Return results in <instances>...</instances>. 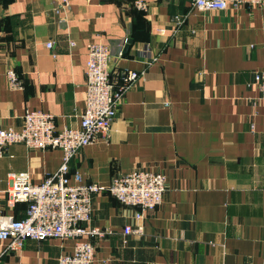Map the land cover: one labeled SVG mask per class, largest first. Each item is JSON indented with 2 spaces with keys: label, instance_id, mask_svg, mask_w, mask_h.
Returning <instances> with one entry per match:
<instances>
[{
  "label": "crops",
  "instance_id": "1",
  "mask_svg": "<svg viewBox=\"0 0 264 264\" xmlns=\"http://www.w3.org/2000/svg\"><path fill=\"white\" fill-rule=\"evenodd\" d=\"M63 1L0 0V127L18 130L30 109L51 113L56 130L78 126L86 44L101 42L115 84L127 71L138 77L108 136L71 158L70 175L103 187L133 170L165 175L142 234L123 233L139 223L137 207L106 189L94 194L86 226L110 232L96 240L92 264H264V98L254 83L264 69V0L205 10L192 0H146L142 16L132 13L133 0ZM175 15L184 18L179 26ZM9 67L20 89L7 85ZM61 160L58 148L8 145L0 214L24 215V203L7 205L8 173L26 171L39 183ZM77 240L27 238L16 252L0 240V264H57Z\"/></svg>",
  "mask_w": 264,
  "mask_h": 264
},
{
  "label": "built area",
  "instance_id": "2",
  "mask_svg": "<svg viewBox=\"0 0 264 264\" xmlns=\"http://www.w3.org/2000/svg\"><path fill=\"white\" fill-rule=\"evenodd\" d=\"M242 3L260 5L262 0H192L193 7L199 10L226 9L229 5L238 7ZM133 4L137 9L147 11L146 0H133ZM67 5V0H64L62 7ZM174 19L177 26L184 21L181 15H175ZM70 44L75 43L71 41ZM45 46L52 49L54 43L50 40ZM86 49V104L78 126L56 130L51 113L30 109L23 112L18 130L0 127V158L8 145L16 143L30 149L58 148L62 151L59 167L39 183L32 182L26 171L8 173L7 205L24 203V215L13 218L0 214V240L6 241V249L10 252L20 250L27 238L36 241L51 237L78 238L71 252L60 254L57 264H92L96 240L110 232L106 228L86 226L95 193L106 189L121 205L138 208L135 218L139 223L135 227L128 224L123 228V233L129 235L143 233L142 221L146 212L161 204L165 191V175L159 170H133L115 175L106 187L83 182L78 172L70 175L71 158L81 148L108 136L117 106L138 77L136 71H127L115 84L108 67V45L89 42ZM5 77L10 88H21L12 68L5 70ZM254 83L264 98V69L254 74ZM85 235L90 239H81Z\"/></svg>",
  "mask_w": 264,
  "mask_h": 264
},
{
  "label": "trees",
  "instance_id": "3",
  "mask_svg": "<svg viewBox=\"0 0 264 264\" xmlns=\"http://www.w3.org/2000/svg\"><path fill=\"white\" fill-rule=\"evenodd\" d=\"M132 11H133L132 13H133L134 15L142 16V14H144V11L137 9V8L134 6V4H133V6H132Z\"/></svg>",
  "mask_w": 264,
  "mask_h": 264
},
{
  "label": "water",
  "instance_id": "4",
  "mask_svg": "<svg viewBox=\"0 0 264 264\" xmlns=\"http://www.w3.org/2000/svg\"><path fill=\"white\" fill-rule=\"evenodd\" d=\"M127 48H128V45L125 46V49L124 50H126Z\"/></svg>",
  "mask_w": 264,
  "mask_h": 264
}]
</instances>
